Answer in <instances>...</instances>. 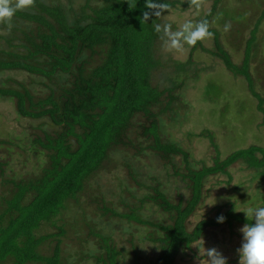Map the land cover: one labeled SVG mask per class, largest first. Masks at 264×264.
<instances>
[{
  "label": "trees",
  "instance_id": "1",
  "mask_svg": "<svg viewBox=\"0 0 264 264\" xmlns=\"http://www.w3.org/2000/svg\"><path fill=\"white\" fill-rule=\"evenodd\" d=\"M199 1L209 0H82L76 6L31 0L10 20L2 19L0 74L20 71L27 74L29 81H15L13 86L0 82V100L12 101L15 114L21 118L46 119L52 130L40 124V134L32 138L34 150L45 157L39 172L19 181L11 180L9 197L1 198L5 207L0 210V264H64L62 242L58 239L66 234V223L61 222L63 212L69 200L80 196L87 180L115 150L125 153L131 162L150 153L167 168L165 174L179 178L188 191L186 197L177 194L173 200L163 190L159 175L148 176L149 184L143 185L137 172L132 171L129 178L136 188L149 190L138 203L154 205L164 218L142 219L138 208L127 205L128 212L122 214L105 205L98 207L104 215L145 228L146 236H142L159 250L153 264H174L180 254L191 251L208 228L252 223V217L246 216L250 209L238 212L235 204L228 203L227 209L220 212L218 208L214 217L204 218L192 228L188 224L204 199L208 178L224 176L230 181L232 167L240 164L264 179V146L250 145L221 158L212 131L204 128L198 133L188 132L186 137L209 142L215 157L208 166L195 162L177 141H169L161 128L175 122L179 126L182 119H187L188 104L178 90L197 76L188 75L190 56L186 62L171 63L166 84L155 74L162 66L158 51L166 36L163 18ZM219 1L213 0L212 9L201 22L209 24ZM16 2L8 0L10 5ZM157 10L160 14L154 15ZM150 11L153 14L146 16ZM263 19L264 9L251 31L241 64L232 62L220 44L218 32L209 26L215 51L208 52L220 59L232 76L244 79L246 90L258 101L264 125V101L255 91L249 73L257 28ZM157 25L160 31L156 30ZM215 88L208 85L206 94L210 95L212 89L215 97ZM138 117L144 118L145 123ZM131 150L134 152L129 154ZM123 160L129 162L128 158ZM134 190L127 187L130 196ZM237 192L241 193L240 189ZM249 202L251 209L264 207V197L259 192ZM219 217H224L222 223L218 222ZM74 221L79 232L84 228L89 231L84 240L89 247L83 255L94 259V264H121L120 253L109 235L94 232L96 226L82 219ZM43 225H50L58 233L37 236ZM73 236L79 237L78 230ZM49 240H54L55 246L50 254H41L40 246ZM73 258L76 262L77 258Z\"/></svg>",
  "mask_w": 264,
  "mask_h": 264
},
{
  "label": "rangeland",
  "instance_id": "2",
  "mask_svg": "<svg viewBox=\"0 0 264 264\" xmlns=\"http://www.w3.org/2000/svg\"><path fill=\"white\" fill-rule=\"evenodd\" d=\"M48 1L75 6L82 3V0ZM219 2L208 26L218 32L223 49L229 54L232 62L239 65L243 60L251 31L261 17L264 0H220ZM212 5L213 0L199 1L183 10H173L163 18L166 36L165 41L160 43L158 51L162 66L155 72L161 82L166 84L165 76L172 71L169 68L171 63L186 62L190 56L192 65L187 72L189 77L196 73V79H189L184 89L178 90L182 94V100L188 104L187 119H182V124L179 126L175 122L171 126L165 124L161 128L169 141H177L195 162L208 166L212 165L215 157L209 142L197 137H186L188 132L198 133L204 128L212 131L217 139L221 158L250 145L264 146L263 115L257 109L258 101L248 93L242 77L232 76L225 69L222 61L208 52L215 51L212 34L196 39L194 43L184 39L183 25L191 23L195 26L200 23L210 12ZM1 22L2 19L0 24ZM3 33L4 31L0 30V36ZM0 44L3 46L1 39ZM252 50L249 73L254 81L255 91L264 101V19L257 28ZM169 79L173 80L172 77ZM15 81L27 83L29 77L20 71L0 74V82L13 86ZM208 85H215L218 91L215 97L213 96L215 90L211 91L213 88L210 90V95L206 94ZM208 96L213 101L210 102ZM14 108L12 101L0 100V210L5 207L1 198L9 197L8 183L13 179L19 181L30 174H37L44 164L45 157L36 152L32 145L34 135L40 134L38 126L43 124L47 129L52 130L46 119L39 121L21 118L15 114ZM137 120L145 123L144 118L138 117ZM133 152L131 150L128 153ZM123 158H128L129 162ZM132 171L137 172V179L143 185L149 184L148 176L159 175L163 190L173 200L177 199V194L186 197L188 193L179 178L166 175L167 168L161 166L150 153L146 156L141 155L140 159L131 162L125 153L121 155L115 150L109 154V159L102 167L87 180L80 196L69 200L67 210L63 212L61 222L66 223L64 227L66 234L58 239L62 242L60 247L64 264L95 263L94 259L82 254L89 247L84 241L89 231L84 228L83 232H79L75 226V218L96 226L94 232L109 235L120 253L121 264H134L135 261L137 264H153L159 250L156 244L142 236H146L144 227L126 219L111 218L109 214L104 215L98 210V207L105 205L122 214L128 212L127 205L138 208V214L142 219L151 221L164 218L154 205L147 202L138 203L149 190L146 187L136 188L129 178ZM127 187L135 188L131 192L133 196H130ZM239 189L241 193L237 192ZM258 192L264 197V179L255 177L251 171L236 164L231 169L230 181L224 176L207 179L203 190L204 199L190 217L188 224L192 228L200 220L214 217L219 212L218 208L223 212L227 209L225 205L228 203L235 204L238 212L246 213L252 206L249 200H252ZM102 199L105 201L104 204ZM243 226L234 224L232 228L221 226L206 229L203 237L192 246L191 251L180 254L174 264H222L214 257V253L210 252L212 250L222 256L226 264H239L238 249L243 239L240 229ZM76 230L79 236L77 239L73 236ZM50 233H58V230L51 228L50 225H43L36 232L37 236ZM90 240L99 241V238L90 237ZM55 244L54 240L47 241L40 246V253L50 254ZM73 257L77 258L76 262L73 261ZM211 257L213 260L210 261Z\"/></svg>",
  "mask_w": 264,
  "mask_h": 264
},
{
  "label": "clouds",
  "instance_id": "3",
  "mask_svg": "<svg viewBox=\"0 0 264 264\" xmlns=\"http://www.w3.org/2000/svg\"><path fill=\"white\" fill-rule=\"evenodd\" d=\"M31 4V0H17L14 5H10L8 0H0V19L10 20L15 12ZM163 5H160L162 8ZM153 13L146 12V16ZM160 14L159 10L154 12V15ZM156 30L160 31V26H156ZM184 39L189 43H194L196 39L203 38L210 35L208 31L207 21H202L193 26L191 23L185 24L182 27ZM252 217V223H246L241 229L242 243L238 249L239 264H264V207L252 208L246 214ZM224 217H219L218 222H223ZM210 252L214 253V257L226 264V260L220 256L215 250ZM213 260L211 257L210 261Z\"/></svg>",
  "mask_w": 264,
  "mask_h": 264
}]
</instances>
